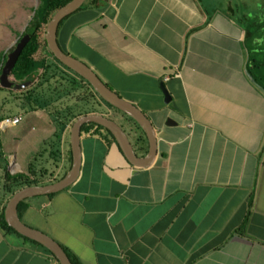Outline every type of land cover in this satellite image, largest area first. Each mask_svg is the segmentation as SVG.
Returning a JSON list of instances; mask_svg holds the SVG:
<instances>
[{"label": "crops", "instance_id": "obj_1", "mask_svg": "<svg viewBox=\"0 0 264 264\" xmlns=\"http://www.w3.org/2000/svg\"><path fill=\"white\" fill-rule=\"evenodd\" d=\"M233 10L231 0H100L63 21L67 52L149 119L156 155L135 167L115 142L82 132L77 179L27 199L23 217L36 224H25L81 264H264V90ZM121 120L145 156L143 134ZM5 198L1 187L0 210ZM0 264L57 262L0 230Z\"/></svg>", "mask_w": 264, "mask_h": 264}, {"label": "trees", "instance_id": "obj_2", "mask_svg": "<svg viewBox=\"0 0 264 264\" xmlns=\"http://www.w3.org/2000/svg\"><path fill=\"white\" fill-rule=\"evenodd\" d=\"M39 1L38 6L34 10L32 19L29 21V24L17 41L18 43L23 36L27 35V39L21 47L15 65L10 71L9 81L18 85L23 84V87L19 88L20 90H23L22 95H19L20 97H14V100H16V98L19 99L23 111H36L38 109L46 110L53 116V121L55 123L53 136L56 141L62 138L64 133H66L65 137L67 140L69 136V128L73 121L81 115L100 113V109L102 108L101 103L103 104L104 102L94 93L89 84L79 76L73 72V76H66L58 71V64L64 69L68 71L70 70L55 60L47 49L43 39L46 23L49 21L53 13L69 0ZM99 3L100 0H87L84 6L79 9H84L86 6L90 5L96 6ZM233 12H235V10H233ZM238 16L239 15L237 14V17ZM240 16V21L242 22L245 33V45H247V49L250 53L247 72L257 85L264 90V18H261L260 20L258 17H250L244 14H241ZM63 21L59 25L57 31V42L60 48L69 54L65 48V42L68 36L63 33ZM40 41H42L45 51L51 56V61H48L46 58H40L38 60L34 57L41 46ZM6 56L7 54L0 52V70L6 60ZM105 84L112 89L111 85L108 83ZM1 90L13 91L12 88H4L0 85V91ZM55 96L56 100L60 99L59 105L57 106H53L52 100ZM15 108H17L15 104L10 106L9 109L6 110L5 115H0V121L6 116H14L16 114ZM127 119L132 124H135L130 118L127 117ZM136 128L141 133L137 126ZM82 132L98 134L100 135V139L106 144L115 142L114 138L107 130L93 123L83 125L81 128V133ZM140 135L137 136L136 141L141 139ZM48 145H51V143ZM45 151L46 150L44 149L39 153L38 156H40L41 161L37 166L33 162L28 163L27 173L10 174L5 169L2 188L8 197L24 186L52 183L64 175L70 166L69 151L67 150V163L63 168L60 166V150L58 146L49 150L47 158H43ZM51 196H53V194L47 195L48 198ZM4 206L0 210V230L5 234H15L25 241L37 244L19 235L8 226L4 219ZM28 208L29 205L27 200L21 201L18 204L17 214L21 220ZM42 248L48 252L44 247ZM63 249L72 264H81L66 248L63 247ZM52 258L56 261L54 257Z\"/></svg>", "mask_w": 264, "mask_h": 264}, {"label": "water", "instance_id": "obj_3", "mask_svg": "<svg viewBox=\"0 0 264 264\" xmlns=\"http://www.w3.org/2000/svg\"><path fill=\"white\" fill-rule=\"evenodd\" d=\"M85 0H69L58 8L45 25L43 39L47 49L62 66L79 76L89 84L94 93L108 106L113 107L130 118L143 134L147 143V153L139 156L127 136V133L107 115L102 113H89L76 118L69 128L70 166L58 180L43 184L24 186L15 191L6 201L3 214L8 226L19 235L44 247L56 259L58 264H72L63 247L53 238L41 230L25 224L17 214V206L21 201L32 197L55 194L70 186L78 177L81 167V128L85 124L93 123L103 127L114 138L121 153L129 164L135 167H147L156 155V136L152 124L135 104L122 98L109 88L96 72L82 60L64 52L57 42V31L61 22L69 15L83 6ZM27 35L23 36L15 48L7 54L6 60L0 70V85L4 88L19 89L18 85L9 81V74L18 58L22 45ZM164 101H169V94L160 84ZM135 126V129L138 130Z\"/></svg>", "mask_w": 264, "mask_h": 264}, {"label": "rangeland", "instance_id": "obj_4", "mask_svg": "<svg viewBox=\"0 0 264 264\" xmlns=\"http://www.w3.org/2000/svg\"><path fill=\"white\" fill-rule=\"evenodd\" d=\"M231 1L238 15L245 13L250 17H260V20L264 18V0ZM39 2V0H0V52L8 54L14 49L18 39L32 19L34 10ZM40 42L41 46L34 57L38 60L46 58L48 61H51V56L45 51L42 41ZM57 68L58 71L66 76H73L72 72L64 69L59 64ZM22 93L23 90L20 89L0 91V115H5L6 110L15 104L17 107L15 108V115L20 114L22 117V121L15 126H0V190L4 181L5 169L10 174L27 173L29 162H33L37 166L41 161L40 156H38L39 153L45 149L43 158H47L49 150L54 149L56 146L60 150V166L63 168L67 163V150L70 154L69 136L66 140V133H64V136L57 141L53 136L55 123L51 114L42 109L23 111L19 99L16 98L14 100V97H20L19 95H22ZM52 101L53 106H57L60 99L56 100L55 96ZM104 105L106 109L101 108L100 112L106 113L107 109H109L108 111L111 113L106 115L114 120L123 130H126L121 118L127 117L112 107ZM129 140L132 146H134L135 142L130 136ZM50 143L51 145H48ZM8 198L6 195L5 203ZM47 199V196H39L29 198L28 200L35 202L46 201ZM22 220L25 223L36 224L28 219H24V217Z\"/></svg>", "mask_w": 264, "mask_h": 264}, {"label": "built area", "instance_id": "obj_5", "mask_svg": "<svg viewBox=\"0 0 264 264\" xmlns=\"http://www.w3.org/2000/svg\"><path fill=\"white\" fill-rule=\"evenodd\" d=\"M22 121V117L20 114L14 115V116H8L2 118L0 121V126L6 127V126H15L19 124Z\"/></svg>", "mask_w": 264, "mask_h": 264}]
</instances>
